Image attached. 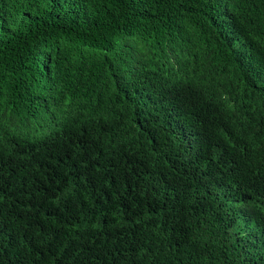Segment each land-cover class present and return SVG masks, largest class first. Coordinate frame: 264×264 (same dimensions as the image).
Segmentation results:
<instances>
[{
  "label": "trees",
  "instance_id": "obj_1",
  "mask_svg": "<svg viewBox=\"0 0 264 264\" xmlns=\"http://www.w3.org/2000/svg\"><path fill=\"white\" fill-rule=\"evenodd\" d=\"M0 264H264V0H0Z\"/></svg>",
  "mask_w": 264,
  "mask_h": 264
},
{
  "label": "rangeland",
  "instance_id": "obj_2",
  "mask_svg": "<svg viewBox=\"0 0 264 264\" xmlns=\"http://www.w3.org/2000/svg\"><path fill=\"white\" fill-rule=\"evenodd\" d=\"M242 226H244V224L241 222Z\"/></svg>",
  "mask_w": 264,
  "mask_h": 264
}]
</instances>
